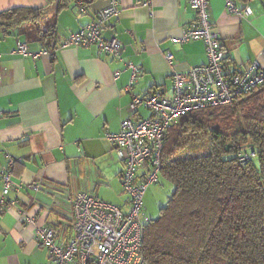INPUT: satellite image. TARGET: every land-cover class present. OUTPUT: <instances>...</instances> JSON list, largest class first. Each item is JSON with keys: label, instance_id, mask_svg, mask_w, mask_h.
<instances>
[{"label": "crops", "instance_id": "0c3cea01", "mask_svg": "<svg viewBox=\"0 0 264 264\" xmlns=\"http://www.w3.org/2000/svg\"><path fill=\"white\" fill-rule=\"evenodd\" d=\"M232 1L237 12L228 9L225 0H209L208 9L211 28L225 51L226 68L240 71L253 61L262 66L264 0ZM78 2L71 0L57 10L47 0H0V11L44 7V19L54 23L52 43L29 41L14 28L0 36V195L1 173L9 159L13 162L12 185L0 210V264L47 261V249L35 240L34 224L24 223L18 210L32 212L37 225L55 227L61 239L72 236L67 198L77 192L93 194L125 212L123 163L105 134L119 130L130 115L134 95L154 90L169 95L174 72L207 61L201 40H180L195 18L187 0H151L146 6L143 0H119L118 15L102 27L104 38L120 41L119 56L104 54L94 44L52 52L54 43L92 21L106 5V0H84L81 8ZM18 39L30 52L49 45L50 53L18 54L14 52ZM128 61L138 68L134 80ZM148 115L139 108L134 117ZM144 172L140 169L139 174ZM31 184H39V189L33 190ZM154 190L155 186L149 192ZM148 196L146 191L144 210Z\"/></svg>", "mask_w": 264, "mask_h": 264}, {"label": "trees", "instance_id": "16d2710c", "mask_svg": "<svg viewBox=\"0 0 264 264\" xmlns=\"http://www.w3.org/2000/svg\"><path fill=\"white\" fill-rule=\"evenodd\" d=\"M70 1L47 4L59 10ZM44 9L0 11V36L14 28L29 41L52 43L54 23ZM160 161L159 179L173 191L157 217L146 214L145 261L264 264V84L180 117L164 134Z\"/></svg>", "mask_w": 264, "mask_h": 264}, {"label": "built area", "instance_id": "2783aa9c", "mask_svg": "<svg viewBox=\"0 0 264 264\" xmlns=\"http://www.w3.org/2000/svg\"><path fill=\"white\" fill-rule=\"evenodd\" d=\"M119 0H106L95 18L78 31L69 33L54 43L52 52L67 46L95 45L102 53L119 56L121 43L115 37L104 38L102 27L108 19L118 15ZM195 18L182 32L180 40L198 39L204 43L207 61L187 71L172 74L171 93L154 90L147 95H134L129 104L130 115L125 117L117 132L105 134L117 157L123 163L120 182L127 197L128 208L123 212L119 206L104 201L88 192L68 196L73 233L68 239L57 236L55 227L35 224V215L27 209L18 210L24 223L34 224L35 240L48 251L44 264H150L142 252V228L148 220L143 198L147 188L158 182L161 167L160 153L166 130L180 117L191 111L230 104L235 98L247 94L264 84V65L250 62L240 71L227 70L218 34L209 21V0H187ZM231 11L237 12L232 0H225ZM84 7V0L78 2ZM151 0H143L149 5ZM246 13L249 12L245 8ZM49 45L38 52H30L27 43L18 39L14 52L23 56L37 57L50 53ZM264 57V47H263ZM170 54H167V59ZM134 80L138 68L126 62ZM0 66V80H1ZM131 80V81H132ZM139 108L149 111L146 117H134ZM9 159L2 171L0 210L5 206L4 196L12 185ZM145 172L140 175V169ZM35 191L39 184H31ZM6 210L11 206H6Z\"/></svg>", "mask_w": 264, "mask_h": 264}, {"label": "rangeland", "instance_id": "374dc122", "mask_svg": "<svg viewBox=\"0 0 264 264\" xmlns=\"http://www.w3.org/2000/svg\"><path fill=\"white\" fill-rule=\"evenodd\" d=\"M159 180L160 181L151 184L146 190L149 195L147 199L149 201V207H147L145 212L151 218H155L158 216L160 207L166 205L167 199L173 191L171 190L172 185L168 180L162 177ZM153 186H155V190L153 192H149ZM146 202L145 204H147Z\"/></svg>", "mask_w": 264, "mask_h": 264}, {"label": "water", "instance_id": "95a60500", "mask_svg": "<svg viewBox=\"0 0 264 264\" xmlns=\"http://www.w3.org/2000/svg\"><path fill=\"white\" fill-rule=\"evenodd\" d=\"M227 148V147H226Z\"/></svg>", "mask_w": 264, "mask_h": 264}]
</instances>
